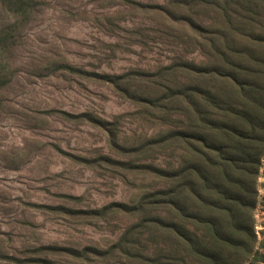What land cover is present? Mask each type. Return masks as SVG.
Instances as JSON below:
<instances>
[{
  "label": "trees",
  "instance_id": "1",
  "mask_svg": "<svg viewBox=\"0 0 264 264\" xmlns=\"http://www.w3.org/2000/svg\"><path fill=\"white\" fill-rule=\"evenodd\" d=\"M50 2L0 0V106L16 72V47L28 24ZM118 4L123 15L146 23L125 29L118 24L123 17L117 11L96 14L94 21L109 32L127 31L128 44H161L169 52L166 59L148 69L88 73L133 105L113 121L89 112H51L105 132L110 153L83 158L90 166L104 165L112 177L129 184H135L136 176H148L153 184L134 204L113 201L73 211L91 220H127L108 247L39 249L95 264L264 262V253L255 250L254 219L264 164V0ZM118 46L110 47L115 52ZM61 67L85 73L71 65ZM123 116L158 130L121 137L117 122ZM34 260L59 264L46 256Z\"/></svg>",
  "mask_w": 264,
  "mask_h": 264
},
{
  "label": "rangeland",
  "instance_id": "2",
  "mask_svg": "<svg viewBox=\"0 0 264 264\" xmlns=\"http://www.w3.org/2000/svg\"><path fill=\"white\" fill-rule=\"evenodd\" d=\"M50 1L28 24L16 47V72L0 106V264H41L34 259L45 256L59 264H95L39 248L108 247L127 220L121 216L91 220L73 211L100 208L113 201L134 204L153 184L148 176L132 177L135 184H129L112 177L104 165L90 166L82 159L110 153L105 132L89 122L67 121L51 110L89 112L113 121L114 116L132 111L133 105L88 73L148 69L164 61L169 52L152 41L145 47L128 44L127 31L109 32L94 21L96 14L117 11L123 17L118 24L125 29L145 22L123 15L119 0ZM116 43L119 46L113 52L110 46ZM117 127L121 137L158 130L130 116L119 118ZM258 184L255 250L264 253V164Z\"/></svg>",
  "mask_w": 264,
  "mask_h": 264
}]
</instances>
